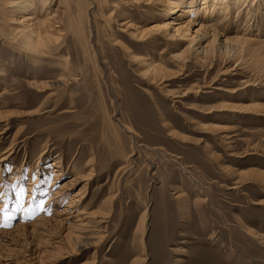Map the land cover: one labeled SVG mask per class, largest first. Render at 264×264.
Wrapping results in <instances>:
<instances>
[{
    "label": "rangeland",
    "instance_id": "obj_1",
    "mask_svg": "<svg viewBox=\"0 0 264 264\" xmlns=\"http://www.w3.org/2000/svg\"><path fill=\"white\" fill-rule=\"evenodd\" d=\"M71 1L86 11L85 33L96 61L71 33L62 56L38 62L0 39V214L9 212L14 200L12 178L30 193L29 202L45 198L32 191L36 180L29 174L42 179L53 160L74 166L84 178L94 168L87 185L78 180L66 190L69 198L85 188L83 207L94 214L76 229L59 224L56 213L66 202L55 204L36 226V213L19 208L2 215L0 264H264L258 239L264 238V109L244 108L264 104L263 60L247 52L226 64V74L217 72L222 60L211 69L190 63L178 71L172 54L179 47L152 35L130 38L128 24L152 26L161 10L147 8L145 0ZM252 2L242 7L245 12ZM58 3L53 1V8L61 12ZM260 6L264 11V0ZM245 14L236 17L235 11L229 20L241 35L252 36L254 20ZM114 39L135 42L127 44L134 54L179 74L165 89L180 97L140 77ZM64 57L80 83L60 91L29 84L60 74ZM92 63L103 71L98 76ZM210 123L228 128L210 130L205 126ZM68 235L88 237L90 244L73 246Z\"/></svg>",
    "mask_w": 264,
    "mask_h": 264
},
{
    "label": "bare ground",
    "instance_id": "obj_2",
    "mask_svg": "<svg viewBox=\"0 0 264 264\" xmlns=\"http://www.w3.org/2000/svg\"><path fill=\"white\" fill-rule=\"evenodd\" d=\"M53 1L55 0H0V39L8 42L14 50L32 56L33 61L38 62L42 56L51 57L54 60L62 56L64 50L67 49L65 46L68 45V42L73 41L69 38L71 35L76 38L75 41L77 43L84 45V53L90 57L91 50L90 46L88 47L90 42L85 33L84 26V19L87 17L84 16L86 11L84 10L83 14L80 2L78 1L59 0V6L63 7V9L60 10L61 12H59V8H53ZM145 1L146 3L144 4L147 8L162 11L161 14L156 17L155 23L149 27L136 26L132 23L128 24V22H124L123 24L127 23V27L132 29V31H130V38L134 41H144L146 39L145 37L152 35V40L154 41L162 38L166 41L167 45L179 47L178 51L172 54L174 59L180 62L178 71L187 69L190 63H199L211 69L217 66L219 60H222V63L225 65L219 67L217 72L226 74L228 70H223L227 67L226 64L238 61L247 52L255 57H260L264 62V38L259 37L264 30V11L260 9L262 7L260 6V0L256 2L253 0L247 12H245V8L242 7H244V5L246 7L248 1L250 2L252 0H201V2L199 0ZM90 3L95 4L96 2L91 0ZM253 5H255L254 9H252ZM235 11H237L236 17H239L240 12L244 11L247 18L250 16V18L254 20L253 28L256 32H254V34L252 33V36L241 35V33H239L240 28L229 20ZM217 16L219 20H216V22L212 20ZM236 17L234 16V20H236ZM231 29L234 30L232 34L229 32ZM69 33L71 34L69 35ZM114 41V45H118L126 52L129 57L127 59L139 67L137 71L140 77L148 78L150 84L160 82V84H164L162 87L164 93L171 94L172 98L180 97L176 92L165 89V87L168 86L166 81H170L171 78L177 77L179 74H174L172 71L169 72L165 65L158 60H153L148 56L134 54L129 46L135 45V42H122L117 39H114ZM62 60L64 63L61 64L63 68H59V70L62 71L60 74L48 77L45 80L30 81L29 84L37 89H55V91L65 89L72 84H77L80 80L77 76L79 74L74 73L69 67L68 57H64ZM90 60L96 61V55L93 54ZM97 64L92 63L91 71L95 76H98V74H100L99 72H103ZM50 70L53 69L50 68ZM86 70L88 72V69ZM231 70H236V68L233 67ZM3 74L4 71L0 68V77H2L1 75ZM80 74H82V70ZM209 82L205 81L206 88L211 87L212 84H209ZM246 84V86L252 85V82H246ZM253 85H255V83ZM0 89H3V87ZM235 91L236 90H232L231 92ZM59 95L60 92L57 96ZM223 102L226 104L228 101ZM262 104L254 103L244 108L250 111H260L264 109V104ZM232 107L241 108L242 105L234 104ZM205 126L210 130L217 131L225 128L217 123L205 124ZM78 159L82 160V158ZM65 167L61 164L60 160H53L44 168L45 173L42 179H38L35 172L30 173L31 170H29L30 180H36V182L33 183V185H35L32 191L35 193L39 192V195L45 194V198L43 197V199H37L31 202H29L31 196L30 193L26 191L27 189L25 190L20 184L16 186V182L13 183L12 178L9 186L12 187V185H14V200L12 201L13 203L10 204V211L5 215L2 211L3 213L0 214V217L4 215L3 219H5L9 214H15L14 210L20 208L21 212L29 216L36 213L35 219L32 221V224L36 226L44 219L47 213L51 212V208H53L55 204L66 202L63 210L57 211L56 213L60 215V219H58L59 224L62 227L71 226V228L74 227L75 229L87 225L89 222L88 218H92L94 213L90 216L86 207H83L84 199H82V196L83 193H85V188H83L84 192L79 189L72 193L69 198L66 190L75 183H78V180H87L85 183V185H87L88 180L94 176L95 170H93L94 168L90 169L85 175L86 178H84V175L80 173L81 171L74 168V166H69L68 164ZM66 174L71 175H69V179L57 186V180L61 179ZM48 183H50L49 188L45 186ZM1 186L3 185L1 184ZM30 187L31 184L28 188L30 189ZM36 188L37 191L35 190ZM50 188L52 191H49ZM22 220V222H25V219ZM25 226H27L26 222ZM25 226L24 228H26ZM27 227H29V225ZM67 238L70 243L72 242L73 246L76 245L79 248H83L87 244H90L89 238L82 235H68ZM258 239L262 245H264V238L258 237Z\"/></svg>",
    "mask_w": 264,
    "mask_h": 264
}]
</instances>
